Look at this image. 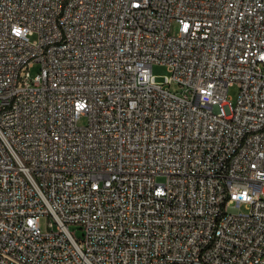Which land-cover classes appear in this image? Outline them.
<instances>
[{
	"label": "built area",
	"instance_id": "built-area-1",
	"mask_svg": "<svg viewBox=\"0 0 264 264\" xmlns=\"http://www.w3.org/2000/svg\"><path fill=\"white\" fill-rule=\"evenodd\" d=\"M0 264H264V0H0Z\"/></svg>",
	"mask_w": 264,
	"mask_h": 264
},
{
	"label": "rangeland",
	"instance_id": "rangeland-1",
	"mask_svg": "<svg viewBox=\"0 0 264 264\" xmlns=\"http://www.w3.org/2000/svg\"><path fill=\"white\" fill-rule=\"evenodd\" d=\"M152 70H153V74L156 76V78H157L158 81H162L164 79V75H166L168 73V70H167L166 65L159 64V63L154 64L153 67H152ZM34 72H35V70H34ZM170 89L172 91H178V92H180L179 85H177L176 83H173L170 86ZM238 94H239V88H238V86L237 85L231 86L230 89H229V96L232 98V100L234 102L237 100ZM86 121H87L86 118L83 117L81 119V121H80V124L83 125V124L86 123ZM158 181H160V182L164 181V177L159 176L158 177ZM46 221H47L46 217H42L41 222H42V225L43 226H45ZM71 230L75 233V235L77 237H80L82 235V233H83V231L81 229H79V227L76 226V225H72L71 226Z\"/></svg>",
	"mask_w": 264,
	"mask_h": 264
}]
</instances>
